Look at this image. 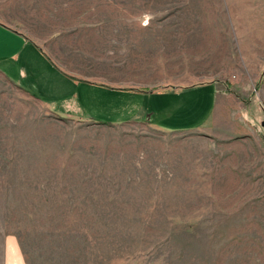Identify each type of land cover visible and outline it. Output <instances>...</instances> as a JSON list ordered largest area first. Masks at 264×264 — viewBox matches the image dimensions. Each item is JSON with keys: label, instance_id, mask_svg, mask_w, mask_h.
I'll use <instances>...</instances> for the list:
<instances>
[{"label": "rangeland", "instance_id": "obj_1", "mask_svg": "<svg viewBox=\"0 0 264 264\" xmlns=\"http://www.w3.org/2000/svg\"><path fill=\"white\" fill-rule=\"evenodd\" d=\"M15 1L95 27L72 40L88 56L135 46L138 63L163 61L153 81L196 84L149 94L163 129L98 123L53 112L16 84L17 62L14 77L0 65V264H264V0ZM219 86L226 139L196 130Z\"/></svg>", "mask_w": 264, "mask_h": 264}, {"label": "crops", "instance_id": "obj_2", "mask_svg": "<svg viewBox=\"0 0 264 264\" xmlns=\"http://www.w3.org/2000/svg\"><path fill=\"white\" fill-rule=\"evenodd\" d=\"M17 6L15 0H0V65L14 77L12 67L13 62H17V79L20 80L22 72L27 82L24 86L16 84L45 103L53 112L56 109L63 110L69 118L98 123H107L95 120L104 116L116 119L114 124L146 120L163 129V124L155 118L158 114L163 116L166 109L162 106L146 107V100L151 96L149 94L179 90L196 84L184 85L183 75L175 76V79L166 76L153 81L152 71L156 70L157 73L158 69H164L163 61L138 63L135 60V46H128L124 61H116L113 57L120 48L114 50L106 44L105 48H113L111 54L88 56L83 50L74 49L72 40L73 37L82 36L83 32H86L85 29L90 31L95 27L69 26V17H26L22 15L25 10L22 9L21 14ZM132 58L134 61L130 62ZM170 65L174 68L176 64ZM137 73H142L138 79ZM146 73H150L147 78ZM7 78L14 82L9 76ZM217 83L219 85V82ZM224 94L219 86L210 116L212 125L207 126L204 123L197 126L199 133L223 139L227 138L226 135L233 136L232 134L236 133L233 129L221 128L217 124L229 114V110L221 111L220 108V101L224 104L226 102ZM108 96H113V99H108ZM148 111L152 112L147 114ZM7 258H13V254L8 253ZM9 262L25 264L24 260L19 258Z\"/></svg>", "mask_w": 264, "mask_h": 264}]
</instances>
